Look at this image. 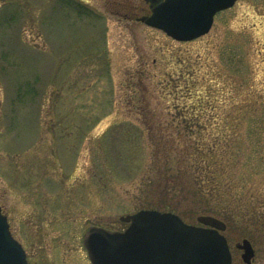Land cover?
<instances>
[{"label":"rangeland","instance_id":"obj_1","mask_svg":"<svg viewBox=\"0 0 264 264\" xmlns=\"http://www.w3.org/2000/svg\"><path fill=\"white\" fill-rule=\"evenodd\" d=\"M149 4L0 0V206L27 264H90L87 228L121 230L140 209L201 224L213 214L176 189L220 172L193 146L213 139L220 177L264 221V0L188 41L140 21ZM213 216L233 264L243 238L264 264V226L253 239Z\"/></svg>","mask_w":264,"mask_h":264},{"label":"water","instance_id":"obj_2","mask_svg":"<svg viewBox=\"0 0 264 264\" xmlns=\"http://www.w3.org/2000/svg\"><path fill=\"white\" fill-rule=\"evenodd\" d=\"M236 0H150V13L139 17L168 36L187 41L207 33L213 17ZM123 230L89 226L83 236L91 264H231L222 231L225 223L213 215H198L200 225L188 224L168 211L141 209L121 216ZM243 264H253L251 241L237 243ZM0 264H26L21 244L12 236L0 209Z\"/></svg>","mask_w":264,"mask_h":264},{"label":"trees","instance_id":"obj_3","mask_svg":"<svg viewBox=\"0 0 264 264\" xmlns=\"http://www.w3.org/2000/svg\"><path fill=\"white\" fill-rule=\"evenodd\" d=\"M8 19H0V23H5ZM222 140L214 141L211 140L210 143H193L194 149L202 150L203 155L201 159L205 160L207 164L214 163L215 167L220 168V172L215 171L214 168L209 169V177L211 181L208 182V185L202 184L200 182L191 183V186L185 189H176L177 192L182 191L185 198L190 196L197 197L194 201H199L202 205L199 206V210L205 213H210L222 217L227 222L231 223H240L241 219L245 220V225L241 224L243 229V234L249 238L255 239V231L253 233V225H256L257 228L262 230L264 226V221L260 216L254 214L253 209L250 205H246L239 201V192L237 191V185L226 182L224 178L220 177V173H224L225 160L221 154L217 153L218 145ZM209 168V167H208ZM203 175V174H202ZM201 177V176H200ZM204 183V182H203ZM171 184V183H170ZM162 186L166 189L165 195H170L169 192L172 190L173 185H169L166 181L162 182ZM235 193L238 196V199L233 195ZM173 194V193H172ZM232 194V196H231ZM190 195V196H189ZM233 197V202L230 203V198ZM263 216V215H262ZM248 223V224H247ZM255 227V228H256ZM264 234V232H263Z\"/></svg>","mask_w":264,"mask_h":264}]
</instances>
